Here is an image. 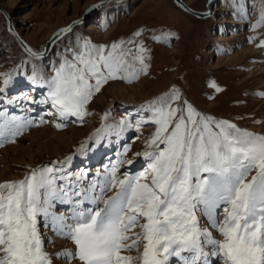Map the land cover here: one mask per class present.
Listing matches in <instances>:
<instances>
[{"label":"snow or ice","instance_id":"1","mask_svg":"<svg viewBox=\"0 0 264 264\" xmlns=\"http://www.w3.org/2000/svg\"><path fill=\"white\" fill-rule=\"evenodd\" d=\"M261 26L264 13L252 28ZM258 47L264 50V42ZM146 51L131 39L110 47L84 41L50 77L34 70L28 79L47 89L39 103L51 105L48 115L83 123L93 97L110 80L131 83L147 74ZM11 79L0 73V93ZM141 111L147 115L134 124L125 118L114 126L118 137L154 126L146 150L135 154L146 162L139 172H121L134 160L117 159L102 181L81 189L78 183L58 185L53 162L20 181L0 183V264H264V135L202 115L176 89ZM30 124L0 119V146L15 142ZM103 131L113 128L102 123L93 137ZM57 205L70 208L59 211ZM44 230L72 247L48 253Z\"/></svg>","mask_w":264,"mask_h":264},{"label":"rangeland","instance_id":"2","mask_svg":"<svg viewBox=\"0 0 264 264\" xmlns=\"http://www.w3.org/2000/svg\"><path fill=\"white\" fill-rule=\"evenodd\" d=\"M205 1L184 0L195 11H203ZM103 2L0 0V7L16 18L13 26L17 27L18 36L38 53L58 29L89 14ZM110 2L56 42L46 59L26 55L7 31L5 18L0 14V73L12 74L9 85L0 93V112L4 113L0 119L22 124L31 121L15 142L0 146V175L5 167L3 161L8 166L0 183L20 181L30 171L53 162H57L55 175L61 177L56 181L58 185L78 183L81 189H87L94 181H102L105 169L117 159L134 160L132 165L123 164L121 172H139L146 162L135 154L146 150L145 143L155 131L154 126L145 125L139 132L133 127L119 137L114 134V126L125 118L134 124L141 115H147L141 111L142 106L172 89L202 115L264 135V50L258 47L264 42V26L252 28L264 13V0H215L214 8L218 11L215 17L207 19L184 13L172 0ZM137 32L141 33L139 37L135 36ZM130 39L147 50V74H140L131 83L110 80L93 97L88 106L91 114L83 123L74 117L59 121L48 115L53 111L51 105L39 103L46 97L47 89L28 79L34 70L45 78L50 77L53 69L70 58L84 41L110 47ZM125 48L134 50L127 43ZM116 87L123 91L113 92ZM106 113L108 118L102 122L101 117ZM57 122L65 126L57 129ZM102 123L113 131H103L93 137ZM45 132L46 137L40 139ZM96 140L99 149L92 154L99 158L94 161L88 151L92 152ZM85 141L88 143L84 150L77 152ZM125 147L130 150L121 156ZM68 157H72L70 162H66ZM77 177L81 179L78 181ZM58 208L65 211L70 205H57ZM43 240L45 250L53 256L72 247L70 242L48 230L43 231ZM129 254L137 255L135 251Z\"/></svg>","mask_w":264,"mask_h":264},{"label":"water","instance_id":"3","mask_svg":"<svg viewBox=\"0 0 264 264\" xmlns=\"http://www.w3.org/2000/svg\"><path fill=\"white\" fill-rule=\"evenodd\" d=\"M109 1H122V0H104L103 3H98L95 8L93 9L92 12H90L89 14L86 15V17L88 15H90L91 13H94L96 12L98 9H100V7L102 5H104L106 2L108 3ZM172 2L174 3V5L181 11H183L184 13L188 14V15H191L193 17H196L198 19H207L209 18L212 14V8L214 7V4H215V0H206L205 1V9L203 11H195L193 9H191L190 7H188L183 0H172ZM0 14L3 15V17L5 18V21H6V28H7V31L15 38V40L17 41L18 45L20 46V48L24 51V53L26 55H28L29 57H32V58H42V59H45L49 53H50V50L52 49L53 45L58 41L60 40L61 38H63V34L71 31V29L73 27H75L76 25H80V23H83L86 19V17H82L81 19L79 20H74L72 21L71 23H69L65 28L63 29H60L57 33H55L44 45V48L41 52H34L31 50V53H34L36 55H31L27 49H31L29 48L28 45H26L18 36V34L16 33L13 25H12V22H11V18L10 16L5 12L4 8L0 7ZM69 31H62V30H65V29H69Z\"/></svg>","mask_w":264,"mask_h":264},{"label":"bare ground","instance_id":"4","mask_svg":"<svg viewBox=\"0 0 264 264\" xmlns=\"http://www.w3.org/2000/svg\"><path fill=\"white\" fill-rule=\"evenodd\" d=\"M122 1H123V0H122ZM183 1H184V0H183ZM109 2H110V1H109ZM109 2H108V3H109ZM113 2H115V1L110 2V4L113 3ZM119 2H120V1H119ZM184 3H185V2H184ZM215 3H216V2H215ZM105 4H107V2H106ZM105 4H104V5H105ZM185 4H186V3H185ZM104 5H102V6H104ZM186 5H187V4H186ZM214 5H215V4H214ZM102 6H101V7H102ZM187 6H188V5H187ZM188 7H189V6H188ZM191 9H192V8H191ZM4 10H5V9H4ZM7 11H8V10H7ZM217 11H218L217 7H215V8L213 7V8H212V12H211L212 15H211L210 17H213V16L215 17ZM5 12H6V10H5ZM6 13H7V12H6ZM7 14H8V13H7ZM8 15H9V14H8ZM86 15H87V14H86ZM86 15H85L84 17H86ZM90 15H91V14H90ZM9 16H10V15H9ZM88 16H89V15H88ZM240 16H241V15H240ZM241 17H242V16H241ZM10 18H11V17H10ZM80 19H81V18H80ZM78 20H79V19H78ZM11 22H12V25H14V24L16 23V18L12 17V18H11ZM80 24H81V23H80ZM14 26H15V25H14ZM14 26H13V27H14ZM76 26H78V25H76ZM76 26H75V27H76ZM75 27H73V28H75ZM64 28H65V27H64ZM73 28L71 29V31L73 30ZM14 29H15L16 33L18 34L19 32H18L17 27H14ZM60 29H63V28H60ZM60 29H58L55 33H57ZM71 31H69V32H67V33H65V34H63V35L65 36V35H67L68 33H70ZM55 33H54V34H55ZM54 34H52V35L48 38V40H49ZM64 36H63V37H64ZM19 38H20V37H19ZM21 40H22V39H21ZM48 40H47V41H48ZM22 41L27 45V43H26L24 40H22ZM47 41H46V42H47ZM58 41H59V40H58ZM58 41H57V42H58ZM55 44H56V43H55ZM53 46H54V45H53ZM29 48H30V47H29ZM31 50H32V49H31ZM32 51H34V50H32ZM50 51H51V50H50ZM34 52H35V51H34ZM250 52H251V51H250ZM49 56H50V53H49V55H48L47 57H49ZM47 57H46V58H47ZM46 58H45V59H46ZM38 59H42V58H38ZM216 66H217V65H216ZM114 91H115V92H116V91H123V88H121V87H116V88L113 90V92H114ZM46 133H47V132L41 134V135H40V139L43 138V137H46ZM95 144H96V145H95L94 149L92 150V152H91L90 150L88 151V155H90V157H91V155H92L94 161H95L96 158H99V155H96V156L93 155L94 153H97L95 149H97V148L99 147V142H98L97 140L95 141ZM92 153H93V154H92ZM90 157H89V158H90ZM1 162H2V161H1ZM3 164H5V167L3 168V174L0 175V178L2 177V175H4V173H6V171H7V167H8V166L6 167L7 162L3 161ZM8 170H9V168H8ZM7 172H8V171H7ZM60 244H61V243H60ZM61 245H62V244H61ZM59 246H60V245H59ZM60 247H61V246H60ZM62 247H63V245H62Z\"/></svg>","mask_w":264,"mask_h":264}]
</instances>
